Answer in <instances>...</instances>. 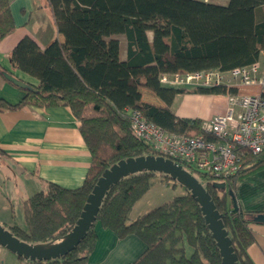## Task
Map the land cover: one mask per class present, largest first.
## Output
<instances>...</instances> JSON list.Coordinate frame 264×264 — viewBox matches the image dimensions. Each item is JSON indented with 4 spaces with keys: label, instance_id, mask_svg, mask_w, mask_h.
Listing matches in <instances>:
<instances>
[{
    "label": "trees",
    "instance_id": "obj_1",
    "mask_svg": "<svg viewBox=\"0 0 264 264\" xmlns=\"http://www.w3.org/2000/svg\"><path fill=\"white\" fill-rule=\"evenodd\" d=\"M47 5L63 41L56 39L44 49L29 36L17 43L10 58L13 67L38 84L25 82L17 104L0 98V111L25 106L69 108L79 122L91 163L80 187L49 183L46 190L24 202L26 227L14 223L9 231L30 244L54 242L71 232L105 170L122 160L155 155L149 143L133 134L130 110L141 112L169 133L202 134L203 121L180 118L172 110L175 98L186 89L166 85L164 76L229 72L264 55V0H230L227 5L204 0H47ZM14 30L10 0H0V43ZM118 35L127 41L126 60L120 58ZM0 73L10 74L1 66ZM142 89L164 105L143 100ZM195 91L238 93L237 88L226 86ZM4 155L0 144V157ZM262 168L264 152L246 154L242 170L227 182L226 194L216 186V179L205 183L193 173L221 215L238 264H254L248 249L254 241L250 225L258 223V215L234 210L228 192ZM159 175L185 194L131 220L133 207ZM97 223L119 239L135 236L145 244V252L133 264H222L201 207L189 190L166 175L149 171L129 175L108 191L95 223L71 252L51 261L20 259L30 264H88L97 242Z\"/></svg>",
    "mask_w": 264,
    "mask_h": 264
},
{
    "label": "crops",
    "instance_id": "obj_2",
    "mask_svg": "<svg viewBox=\"0 0 264 264\" xmlns=\"http://www.w3.org/2000/svg\"><path fill=\"white\" fill-rule=\"evenodd\" d=\"M10 7L15 30L0 43V66L20 80L37 85V79L13 67L10 60L12 51L26 36L33 38L42 49L56 39L63 41V36L57 30L47 0H10ZM117 37L120 58L126 60V38L124 35ZM141 92L143 100L164 105L152 92L146 89ZM23 95L21 88L0 73V98L17 104ZM227 105L225 95L204 94L194 89L178 95L172 110L180 118L205 121L225 113ZM0 144L5 151V155L0 157V224H5L8 230L14 223L24 227V218L20 220L17 215H20V209L23 215L27 199L46 190L49 183L67 189L80 187L91 163V154L79 131V122L67 107L41 109L25 106L0 111ZM233 194L238 209L252 215L264 214V168L240 180ZM143 198L133 207L131 220L137 218L134 212ZM232 206L234 208V202ZM250 228L254 241L248 254L254 264H264V223H252ZM95 229L97 242L88 264H133L146 250L145 244L135 236L119 239L100 223ZM14 255L0 246L1 261L8 258L11 264H16L15 256L20 258Z\"/></svg>",
    "mask_w": 264,
    "mask_h": 264
},
{
    "label": "built area",
    "instance_id": "obj_3",
    "mask_svg": "<svg viewBox=\"0 0 264 264\" xmlns=\"http://www.w3.org/2000/svg\"><path fill=\"white\" fill-rule=\"evenodd\" d=\"M172 76L173 81L164 76L162 82L195 88L226 86L237 88L238 93L226 95L225 113L203 121L198 136L169 133L141 112L130 110L133 134L149 143L155 156L183 163L205 183L211 177L232 182L242 170L246 154L264 152V59L229 72L207 70Z\"/></svg>",
    "mask_w": 264,
    "mask_h": 264
},
{
    "label": "water",
    "instance_id": "obj_4",
    "mask_svg": "<svg viewBox=\"0 0 264 264\" xmlns=\"http://www.w3.org/2000/svg\"><path fill=\"white\" fill-rule=\"evenodd\" d=\"M5 78L19 88H26L27 84L11 74ZM154 172L170 177L189 190L192 197L198 202L205 221L215 239L222 258V264H238L232 241L225 230L221 215L216 209L210 194L203 184L181 164L162 156H140L129 158L111 166L104 171L89 194L84 209L76 225L65 237L44 244H30L21 241L8 229L0 225V246L6 248L19 258L32 262L51 261L59 259L71 252L85 237L91 226L95 223L102 202L108 191L123 178L140 172ZM224 194L227 193L225 184H216ZM234 202V210L238 209L235 196L228 192ZM255 221L264 223V214H259Z\"/></svg>",
    "mask_w": 264,
    "mask_h": 264
},
{
    "label": "rangeland",
    "instance_id": "obj_5",
    "mask_svg": "<svg viewBox=\"0 0 264 264\" xmlns=\"http://www.w3.org/2000/svg\"><path fill=\"white\" fill-rule=\"evenodd\" d=\"M204 1L210 2L213 4L227 5L230 0H204ZM173 80H174V76H172V77L170 76L168 78L169 82L173 81ZM231 84H234V83L232 82ZM166 85L172 86L169 83H166ZM173 87L184 88L186 90H194L195 89V87L192 85H183L182 86V85L176 84ZM162 178L163 177H161L159 175L156 177V179H154V182H155L154 186L150 189V191L142 199L141 203L139 204L137 211L134 212V217L142 216V215L150 212L154 208L161 206L165 203H168L169 201H171L172 198H174V196L185 194V191H183V189L181 187H179L178 185H175L173 181L166 179V178L164 181H162ZM215 183L217 185L218 184H225L226 185V182L224 180H216ZM19 211H20V215L19 216L17 215V218L20 220H22L24 218L23 226L26 227L24 213L22 215L21 209ZM0 225H2L4 227L5 224L1 223ZM10 256H12V255H10ZM14 260H15L14 263L16 262V264H30L26 260L17 259L16 256H15ZM4 261H5V264H11L10 261L8 260V258L3 259L2 261L0 260V264H3Z\"/></svg>",
    "mask_w": 264,
    "mask_h": 264
}]
</instances>
